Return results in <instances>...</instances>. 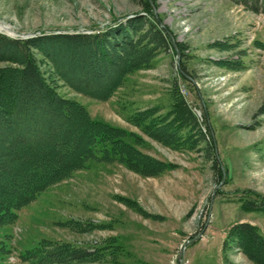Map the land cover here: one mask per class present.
Returning a JSON list of instances; mask_svg holds the SVG:
<instances>
[{"label":"rangeland","instance_id":"1","mask_svg":"<svg viewBox=\"0 0 264 264\" xmlns=\"http://www.w3.org/2000/svg\"><path fill=\"white\" fill-rule=\"evenodd\" d=\"M137 17L145 19L140 34L157 27L165 46L149 44L150 35L143 40L140 46L153 48L149 59L107 100L77 92L41 51L33 54L60 96L82 105L92 120L138 135L144 143L137 148L168 168L143 177L118 162L89 160L0 227V264H21L19 256L43 240L119 247L94 264H178L180 256V264H254L224 242L240 223L264 237V213L242 208L245 200L264 198V15L236 0H0V33L20 40L95 34ZM65 59L58 56L61 71L77 82ZM175 82L205 138L193 149L164 145L128 122L152 107L167 114ZM216 155L220 182L212 169Z\"/></svg>","mask_w":264,"mask_h":264},{"label":"trees","instance_id":"2","mask_svg":"<svg viewBox=\"0 0 264 264\" xmlns=\"http://www.w3.org/2000/svg\"><path fill=\"white\" fill-rule=\"evenodd\" d=\"M236 1L264 15V0ZM148 15L151 14L146 9L145 16ZM143 19H127L114 29L95 34L42 35L20 40L0 33V227L12 224L16 212L48 187L85 168L89 160L118 162L143 177L157 176L168 168L137 148L144 143L138 135L90 119L82 105L60 96L33 54L35 49L41 51L57 75L77 92L107 100L126 75L149 59L153 48L140 46L143 40L150 35L149 44L165 46L167 36L157 27L150 25L146 34H140ZM132 34L141 37L134 40ZM177 47L180 51L181 46L177 44ZM58 56L66 58L72 72L77 71V82L61 71ZM178 69L181 77L189 80L184 66ZM173 86V106L167 114L161 115L158 108L152 107L135 112L128 122L164 145L180 148L189 143L193 149L205 142V138L176 82ZM259 112L264 114V99ZM185 132L186 137L182 136ZM205 147L213 153L210 143H205ZM212 164L215 179L220 182L222 171L215 158ZM256 197L257 200L243 201L242 208L264 213V198ZM224 243L239 249L254 264H264V237L256 227L236 224L228 231ZM117 249L114 244L90 248L43 240L20 255L19 261L21 264H94L113 258ZM110 264L117 263L111 259Z\"/></svg>","mask_w":264,"mask_h":264},{"label":"water","instance_id":"3","mask_svg":"<svg viewBox=\"0 0 264 264\" xmlns=\"http://www.w3.org/2000/svg\"><path fill=\"white\" fill-rule=\"evenodd\" d=\"M174 48L176 49V47H175V45H174ZM177 54V57H179V54L178 53H176ZM214 148H215V150H216V145L214 144ZM216 160H217V162L219 163V166H220V168H221V170L223 171V166L221 165V163L219 162V157L216 155ZM224 172H223V177H224ZM222 182H223V180H222ZM221 182V183H222ZM191 242V240L190 241H188L187 243H190ZM185 248V245H183L182 246V248H181V254L183 253V249ZM178 261H179V263L178 264H180V262H181V256L178 258Z\"/></svg>","mask_w":264,"mask_h":264}]
</instances>
